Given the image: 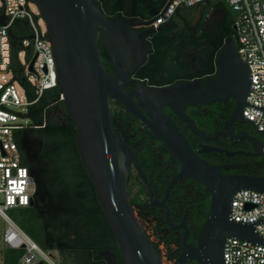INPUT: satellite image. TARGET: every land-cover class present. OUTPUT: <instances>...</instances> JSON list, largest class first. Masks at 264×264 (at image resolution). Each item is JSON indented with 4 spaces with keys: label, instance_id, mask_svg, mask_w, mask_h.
Masks as SVG:
<instances>
[{
    "label": "water",
    "instance_id": "water-1",
    "mask_svg": "<svg viewBox=\"0 0 264 264\" xmlns=\"http://www.w3.org/2000/svg\"><path fill=\"white\" fill-rule=\"evenodd\" d=\"M30 1L46 25V37L56 61L57 87L76 128V146L125 263L164 264L131 205L129 178L133 169L148 189L149 205L164 208L172 228L185 231L183 252L173 264L191 261L224 264L223 251L228 239L237 238L264 246V239L256 233L255 225L236 223L230 219L233 196L242 190L264 194V177L224 174L221 166L209 164L199 157V153L224 151L201 145L196 152L181 129L164 112L165 107L170 108L195 135L206 142L216 141L220 136L233 142L246 137L244 133L235 134V122L250 123L258 131L255 124L244 117L251 88V72L233 40L230 39L218 54L217 76L209 79L203 90L197 82L150 89L143 84H131L132 75L150 51L143 37L132 29V21L123 17H105L95 0ZM0 24H7L4 14L0 15ZM99 43L111 59L114 75L103 63ZM34 61L35 58L31 62V71ZM125 86H132L133 92H127ZM229 100L236 101L235 109L225 123V130L216 132L214 136H207L199 130L186 113L188 105L201 107ZM111 102L118 103L147 127L151 137L161 142L165 151L180 166V172L169 183L163 200L157 199L147 174L124 136L115 131ZM263 147L264 144L262 148L254 144L256 155L264 162ZM230 168L235 167H226ZM184 178L200 183L212 195L210 212L196 246L189 244L187 215L179 225H174L166 205L171 191ZM33 205L34 202L30 206ZM252 208L253 205L248 206V209ZM100 256L108 264H117L116 255L110 251H101Z\"/></svg>",
    "mask_w": 264,
    "mask_h": 264
},
{
    "label": "trees",
    "instance_id": "trees-1",
    "mask_svg": "<svg viewBox=\"0 0 264 264\" xmlns=\"http://www.w3.org/2000/svg\"><path fill=\"white\" fill-rule=\"evenodd\" d=\"M208 2L224 3L223 0ZM9 36L10 68L28 101L33 103L24 115L29 121L28 125L14 135L22 164L29 169L36 183L34 205L13 209L18 211L17 215H13V221L45 250L56 251L61 257L68 255L76 264H108L100 256L99 250L113 248L114 236L98 203L94 185L82 164L75 141L76 128L61 99L60 90L58 87L48 89L38 98L36 89L25 76L19 54L25 53L26 62H30L34 56L32 45H24L32 36L28 22L15 21L9 29ZM101 56L106 69L113 74L109 56L105 52ZM235 105V100H229L188 108L186 112L206 135H212L223 127ZM111 110L115 131L124 136L147 174L157 199L163 200L169 183L179 174L180 166L165 151L163 144L153 139L151 132L131 114L117 103H111ZM173 117L190 145L198 149L197 142L201 140L185 132L186 123L175 115ZM212 144L219 149L227 147L223 138ZM201 157L214 164L219 163L225 155L210 153ZM255 175L264 177V169ZM129 194L133 211L162 260L175 262L183 251V231L172 229L165 209L149 205L148 189L134 170L129 178ZM166 205L173 224L180 223L187 215L189 244L195 245L210 212L209 191L200 183L184 178L173 188ZM110 252L116 255L117 264H126L120 251ZM24 254V250H12L5 246L3 264H19ZM61 264L66 262L62 261ZM187 264L198 263L191 261Z\"/></svg>",
    "mask_w": 264,
    "mask_h": 264
},
{
    "label": "built area",
    "instance_id": "built-area-1",
    "mask_svg": "<svg viewBox=\"0 0 264 264\" xmlns=\"http://www.w3.org/2000/svg\"><path fill=\"white\" fill-rule=\"evenodd\" d=\"M211 0H172L158 15L155 25L167 23L180 8H195ZM235 13V35L239 54L251 72V88L244 117L255 124L264 137V0H224ZM30 0H0V216L8 225L4 244L12 250H24L19 264H61L58 252L44 250L34 242L7 214L13 209L29 207L34 202L36 183L27 167L23 166L15 132L24 129L29 121L24 118L28 101L22 86L11 70V42L9 29L17 20L28 22L32 36L25 47L32 45L35 61L19 58L28 82L36 89L38 98L44 91L57 87L56 61L48 41L46 25ZM61 99L64 97L61 95ZM264 154V147H263ZM249 205L254 208L248 209ZM230 219L236 223L255 225L264 239V194L252 190L237 192L232 198ZM224 264H264V246L237 238L228 239L223 251ZM165 264V263H164Z\"/></svg>",
    "mask_w": 264,
    "mask_h": 264
},
{
    "label": "flooded vegetation",
    "instance_id": "flooded-vegetation-1",
    "mask_svg": "<svg viewBox=\"0 0 264 264\" xmlns=\"http://www.w3.org/2000/svg\"><path fill=\"white\" fill-rule=\"evenodd\" d=\"M95 1L100 5L101 11L105 17H123L126 20L132 21V29L138 36L143 37L144 41L149 46L150 51L146 54L144 63L136 69L131 77V84L133 85L143 84L150 89H163L180 84L197 82L200 83L201 89L203 90L209 79L213 80L216 78L217 56L220 51L227 46L228 41L232 39L235 47L237 49L239 47L235 35V13H233L230 5L224 0L222 4L206 2L191 9L180 8L173 14L167 23L159 26L155 25V19L161 12L168 8L171 0H135V4L133 0ZM99 48L101 54L105 52L101 43H99ZM114 74L115 71L113 67V75ZM125 90L129 93L133 92L132 86H125ZM192 107L195 106L188 105L186 111L188 108ZM60 112L63 113L62 111ZM164 112L179 127L173 117V115H175L174 112L168 107L164 108ZM175 117L184 122L176 115ZM225 123L222 128L217 129L212 135L207 136H214L216 132L225 130ZM186 125L187 128H185V132L201 140L197 142L198 149L195 150L192 147L196 152L200 150L201 145L215 147L212 144L215 141H204L194 134L187 123ZM197 128L203 131L198 126ZM180 129L184 134L183 129ZM233 129L236 135L244 133L247 134V136L237 142L220 136L219 139L223 138L226 141L227 147L222 149L224 152L220 153L225 155V157L222 158L219 163H214L212 165L221 166L223 173L226 175L256 176V173L263 172V159L256 155L254 148L255 143L262 148L264 144L263 135H261L252 124L247 122H235L233 124ZM210 153L219 152L199 153V157L202 158L201 155ZM227 166H234L235 168L226 169ZM180 223L174 225H179ZM173 230L183 231V235L185 232L182 229ZM112 245L113 248L101 249L99 251H120L115 238ZM196 245L197 243L192 246ZM66 251L78 250L67 249ZM58 256L60 263L65 261L66 264H76L68 255L61 257L58 253ZM104 260L107 262L106 259Z\"/></svg>",
    "mask_w": 264,
    "mask_h": 264
},
{
    "label": "rangeland",
    "instance_id": "rangeland-1",
    "mask_svg": "<svg viewBox=\"0 0 264 264\" xmlns=\"http://www.w3.org/2000/svg\"><path fill=\"white\" fill-rule=\"evenodd\" d=\"M32 8L38 12V9L36 8V6L34 4H32ZM44 27H45V24H44ZM24 114H26V112H24ZM134 190L137 191V188H135ZM7 214L13 219V215H15V214L17 215L18 211L17 210H10L7 212ZM7 227H8V225L5 223V221L0 216V264H3L4 251H5V244H4L3 238H4V234L6 232ZM162 250H163V247H162ZM58 259H59V257H58ZM163 262L165 264H170L165 259L163 260Z\"/></svg>",
    "mask_w": 264,
    "mask_h": 264
}]
</instances>
